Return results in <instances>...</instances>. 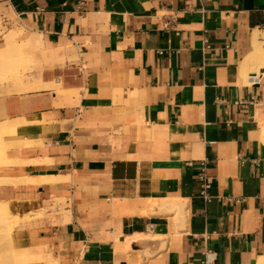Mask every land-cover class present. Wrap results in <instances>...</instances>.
Segmentation results:
<instances>
[{
	"label": "crops",
	"instance_id": "crops-1",
	"mask_svg": "<svg viewBox=\"0 0 264 264\" xmlns=\"http://www.w3.org/2000/svg\"><path fill=\"white\" fill-rule=\"evenodd\" d=\"M78 2L0 0L4 20L18 22L0 30V47L14 33L23 66L34 67L28 75L46 82L0 93V121L54 126L10 138L21 143L9 158L28 164L0 166L18 180L0 183V200L68 204L13 229L15 246L35 258L23 264H204L206 252L214 264H256L264 256V64L247 67L257 83L243 72L256 32L264 55V0ZM178 197L179 223L169 210ZM142 233L150 236L133 238Z\"/></svg>",
	"mask_w": 264,
	"mask_h": 264
},
{
	"label": "bare ground",
	"instance_id": "bare-ground-1",
	"mask_svg": "<svg viewBox=\"0 0 264 264\" xmlns=\"http://www.w3.org/2000/svg\"><path fill=\"white\" fill-rule=\"evenodd\" d=\"M259 34H260L259 32L255 33L254 41H253L254 51L248 56L246 63L244 65L243 75L245 77L246 82H251L250 75L252 74L247 71V67L250 66L251 64H257L258 67H261L264 64V55L262 52L263 41L260 40ZM23 65H25V59L22 53L20 42L16 39L14 33L6 34V43L2 47H0V82L7 81L9 83L7 84L9 85L8 86L9 91L23 92V91L35 89L40 86L39 85L40 79L38 81L36 77L31 78V76L27 75L29 73L25 74L26 75L25 77L23 74L19 72L20 67ZM40 82H42V79ZM45 83H43V85ZM24 117L23 118L15 117L14 119H8L3 122L0 121V166L6 165L9 163H14V164L21 163L23 165V163L25 164L27 162L28 164V160L25 159L23 161L24 158L22 159V161L21 159L18 160L19 158L18 159L16 158V160H12L9 158V155H8L9 148H12L16 144H20L21 142L19 141L18 142H8L7 138L19 137L20 132H23L24 134L25 129H27L30 134H36L37 131L50 130L54 128L52 122H44L43 120L35 119L34 117H30L29 119H24ZM5 141L7 143H5ZM32 142L33 141L31 140H24V144L29 145ZM50 179H55V177L40 176V175L31 176L30 175L25 178V180H29V181L40 180V182L45 181V180L47 181ZM16 180L17 179H14L11 176L10 177L4 176L0 172V183L9 182V181L16 182ZM52 200L55 202L60 201V199L58 198H55ZM52 200L40 199V198H37V199L35 198L34 199L14 198V199H9V200H0V222L2 220H5L9 216H12L15 218L17 216V218H22L30 214H35L36 212L40 213V211L42 213V210H45L47 207L51 206ZM174 202H175L174 206L169 210L174 212L175 220L177 223H179L183 221L185 218V214H186L185 201H184V198L178 197L175 199ZM6 222L3 221L2 224L4 225L6 224ZM5 226H6L5 228H10L9 229L10 232L12 231V224L9 225L8 223ZM1 227H4V226H1ZM145 234L144 233L138 234L134 236L133 238H146V236H150V235H145ZM37 253H35L34 255H36ZM42 256H44V254ZM23 258L24 260L35 259L31 251L25 252L23 255ZM256 264H264V256H261Z\"/></svg>",
	"mask_w": 264,
	"mask_h": 264
},
{
	"label": "rangeland",
	"instance_id": "rangeland-1",
	"mask_svg": "<svg viewBox=\"0 0 264 264\" xmlns=\"http://www.w3.org/2000/svg\"><path fill=\"white\" fill-rule=\"evenodd\" d=\"M9 16L11 19L6 21V20H4V18L0 14V30L1 29H7L9 27L18 25V22H17V20H15L14 16H12V15H9ZM1 37H2V35H0V38ZM31 70H34V67L21 66L19 69V72L26 77L25 74H27V72H30ZM7 84H9L7 81L0 82V93L3 95L4 94H11V92H13V91L8 90L9 85H7ZM53 88H55V87H53ZM56 90H57V88H56ZM58 93H60V92L58 91ZM10 138H7L8 142H18L17 140L11 141ZM11 139H13V138H11ZM5 143H7V142L5 141ZM16 146H18V144L14 145L13 147H16ZM12 148H10L9 151ZM61 203H62L63 207H66L68 205L66 199L60 198L59 202H55L52 200L51 206L47 207L45 210H42V213L40 211V213L36 212L37 214L36 213L30 214V215L24 216L22 218H17V216H16V218L9 216L5 220H2L0 222V225L4 226V227L0 226V264H23V262H28L29 260H24L23 255L25 252L30 251V250L28 248H18L15 246V243L13 240V235H12L13 231H14L13 229L20 227L21 225H25V224L32 225L37 220L43 219L45 217H55L56 214L64 211L63 209H60ZM17 219H19V220H17ZM3 221L4 222L7 221L6 224L3 225L2 224ZM8 223H9V225L12 224V231L11 232L9 230L10 228H5L6 227L5 225H7ZM7 227H9V226H7Z\"/></svg>",
	"mask_w": 264,
	"mask_h": 264
},
{
	"label": "built area",
	"instance_id": "built-area-1",
	"mask_svg": "<svg viewBox=\"0 0 264 264\" xmlns=\"http://www.w3.org/2000/svg\"><path fill=\"white\" fill-rule=\"evenodd\" d=\"M78 4H79V7H80V9H82L83 8V5H84V0H79V2H78ZM8 20V19H7ZM165 27L166 28H169L170 27V24H169V22H167L166 24H165ZM207 41V40H206ZM207 46H209L208 44H207ZM261 80V75L260 74H257V73H252L251 75H250V83H257V82H259ZM199 178H200V180H201V182H202V188H201V195L207 200V201H209V200H211L212 199V197H213V195L212 194H210V188H211V184H210V181L208 180V176H207V174H206V172L205 171H203L201 174H200V176H199ZM214 253H212V252H206L205 253V258H204V260H203V263L204 264H214Z\"/></svg>",
	"mask_w": 264,
	"mask_h": 264
}]
</instances>
